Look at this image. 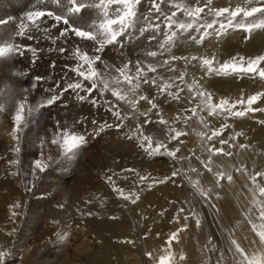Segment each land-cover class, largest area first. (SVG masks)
<instances>
[{"label":"bare ground","instance_id":"1","mask_svg":"<svg viewBox=\"0 0 264 264\" xmlns=\"http://www.w3.org/2000/svg\"><path fill=\"white\" fill-rule=\"evenodd\" d=\"M145 1L148 3V0H143L142 4ZM35 3L36 0H0V19L13 18L8 25L0 26V41L8 39L9 34H11L12 39L9 42L37 49L35 60L29 51H26L23 56L0 57V104L4 105L6 109L0 111V119L3 118L11 123V129L18 99L26 97L28 104L32 106L38 98L42 101L53 94H59L68 83L80 79L75 72H68L66 66L59 63H68L74 68L77 61L73 59L72 51L77 45L84 46V42L75 36L59 37V30L63 25L53 28L54 22L48 19L42 25V28L47 27L49 29L48 33L37 32L32 40L14 36L16 25L24 18V13L30 10ZM140 10L147 13L148 9L140 8ZM88 15H85V22H89ZM81 25H86V23ZM141 26L146 25L142 24ZM145 32L140 33L137 37L127 38L126 46H123L125 44L121 40V44L107 47L103 53H100L102 61L98 63L97 67L103 68L105 64L120 66L122 62L136 61L137 59L144 63L162 64L164 60L168 59L167 54V57L160 55L155 60V58L147 57L138 51ZM244 34L248 37H245ZM62 38L64 39L63 43L59 44L58 42ZM65 42L68 43L65 45ZM52 43H57L58 48L66 46L68 51L60 53L53 49ZM193 44L189 47L192 55H196L198 58L208 56L211 58L208 54L211 50L212 56H215L218 62L223 63L235 56L254 57L264 53V31H255L249 34L241 30H230L223 37L212 35L201 44ZM187 45L188 42H181L179 49L184 51ZM194 46L195 48H193ZM87 48L90 54L94 53L93 45L88 44ZM178 54L182 61L160 67L157 73H150V75L169 79L184 71L187 82L190 83L192 79H196L207 91L213 94L216 100L221 97L238 99L241 93L249 96L258 92L254 90L257 85L254 78L248 76L240 78L235 75L207 76L204 69L199 67L198 60L191 62L192 56H190V58L188 57L190 62H186L183 59L185 54L183 52H178ZM49 62H55V66L52 68L54 74L46 76L40 72L38 65ZM60 67H62L61 74H59ZM173 68L175 70H171ZM33 72L43 79L38 81V87L28 90L25 87V80L30 76L32 78ZM170 82L183 89L180 92L181 98L179 100L158 94L156 89L150 85L142 86L140 93L130 92L132 96L129 98L133 100L141 94L148 96L149 99L154 98L158 108L152 109L150 112L151 105L145 100L138 101L137 107L133 109L129 104L112 97L110 93L101 96L97 91L89 100L81 102L77 99V92L68 90L54 105L44 108L39 114L37 113L38 115H34L23 132L19 133L21 149L19 154L14 151L17 145L16 140L15 143H11L0 138V251L6 250V243L2 244V242H9V240L14 242L13 245L18 243V246L28 245L29 248L24 252L15 250L6 257L5 261L14 256V260L21 262L33 258L35 264H71L70 252L67 253L71 241L70 245L76 247L82 245L77 258L82 264L85 262V257H88L86 251L94 250L95 244L91 239L85 237V232L79 228L81 225L79 221L91 214H101L120 201H128L121 197L117 191H114V188L122 189L125 194L135 193L139 196L142 188H148L150 184L158 185L161 184L160 181H165V178L171 173V166L165 167L169 160L168 155H149L140 147L136 139L130 137L131 133L136 131L137 125H143L145 134L151 135L154 140H164L163 131L167 126L159 123L160 115L169 121L168 126L178 130L186 131V128L188 129L189 125L192 124L193 117L187 123L184 122L183 118L191 116L190 109L195 106L196 102L189 103L191 94L185 91L184 83L179 80ZM85 83L87 84V82ZM125 86L128 90V85L125 84ZM49 89H56V91H49ZM176 90L173 88V91ZM77 91L80 95H87L83 90ZM92 98L96 99V104L91 103ZM114 110L119 111L121 116L127 117L123 120L120 128L115 126L121 121L113 114ZM144 113L147 115H143ZM50 114L51 116L55 115V121L59 124L72 126L76 121L81 122L76 125L75 130L87 136V143L81 146L71 158L62 156L58 146L49 144L47 141L43 144L38 142V144H34V140L23 141L26 135L38 136L36 134L40 133V128L49 126ZM71 114H73L72 117ZM178 115L182 119L176 120ZM202 115L206 119L213 117L208 116L206 112ZM146 120L151 121V123H144ZM105 124L112 125V127H104L103 131H99L100 127ZM2 129L0 128V131ZM58 130L57 127L56 131ZM9 136L11 135L9 134ZM182 139L184 136L180 137V141ZM171 143L174 146L168 148H179L184 151V155L181 154V156L189 161V155L184 149V142L182 144L173 140ZM41 147L43 148L41 149ZM39 151L45 152V155H42L43 158L38 156ZM49 156L52 157L51 160H48ZM17 159L19 164L11 163ZM37 159L44 160L49 167L44 172L36 171L33 175ZM77 160H81L83 164L77 166ZM193 164L197 165V163ZM13 173L17 174L13 175ZM109 176L112 177L113 182L108 181ZM140 177L149 178L141 181ZM132 199H135V196ZM15 204H19L20 207L14 208L13 205ZM13 212L16 213L15 216H13ZM63 223L69 228L65 229L64 232L62 231V234L67 233V235L61 240L57 234L59 233V225ZM15 231H18V236H15ZM74 253L75 250L72 254ZM16 255L18 257H15Z\"/></svg>","mask_w":264,"mask_h":264},{"label":"snow or ice","instance_id":"2","mask_svg":"<svg viewBox=\"0 0 264 264\" xmlns=\"http://www.w3.org/2000/svg\"><path fill=\"white\" fill-rule=\"evenodd\" d=\"M143 0H36V3L32 5L31 9L24 13V18L20 20L16 25L14 36L24 37L28 40L35 38V33L45 32L48 33L49 29L43 27L48 19H51L54 23L53 28L63 25L59 30V37L67 38L72 35L77 37L80 41L84 42V46L77 45L72 51L73 59L77 61L76 66L71 69L80 78L77 81L70 82L64 87L59 94H53L49 98L42 100L35 107L28 104L27 98L22 97L16 104L15 112L13 115V128L11 136L17 141V145L14 151L19 154L21 149L19 146L20 136L19 133L23 131L28 124V117L34 113H40L42 109L54 105L60 100L68 90L77 92V99L81 102L89 100L93 97L95 92H99L101 96L105 93H110L112 97L118 101H123L129 104L133 109L137 107V103L140 100L147 101L151 105L149 112L152 109H157L158 104L153 99H149L146 95H137L136 99L129 98V92L140 93L142 86L150 85L154 87L158 94H164L170 96L175 100H179L180 92L183 89L179 88V85L170 81L179 80L186 85L188 92L191 94L189 103L196 102L195 106L190 109L191 116L184 117V122L187 123L192 117H196L204 128H208L206 118L202 113H207L208 116H223L226 118H243L250 112L260 111L253 107L258 100L264 98V91L257 92L253 95L244 98L241 93L240 98L233 99L228 97H221L218 100L214 99L211 92L207 91L203 85L196 79H192L191 82L185 80L186 72L182 71L178 76L170 77L169 79H163L156 75H150L157 73L158 68L170 65L172 61L179 59L175 55L170 59H166L162 64L158 63H144L137 59L136 61L128 60L122 62L120 66L107 65L103 68H98L97 65L102 61V55L105 49L109 46H116L121 44V40L125 35L131 36L132 30L138 29L142 34L148 29L161 30V23L149 22L153 17L156 21L163 23L166 31L163 32V39L159 43V51H148L147 57L156 58L158 55H163L165 52H171L172 48L176 46L177 41L186 35L187 39L192 40L195 44H201L209 36L215 35L216 37H223L227 35L230 30H241L246 33H253L255 31H264V0H245L244 5L237 4L235 7L231 6H214V0H148L149 8L147 13L141 12L140 5ZM168 3L172 10H165L162 5ZM212 17L208 21L205 17ZM88 15L89 22L86 25H81L79 21L85 19V15ZM182 16L183 18H178ZM12 17H8L7 20L0 19V26L8 25L12 21ZM203 21V22H202ZM142 23L145 26H140ZM211 30V31H210ZM195 31L200 33L199 37L193 36L191 33ZM12 39L11 34L9 38L0 41V57H10L14 55L23 56L26 51L32 53V57L35 60L37 57V49L31 46L22 45L15 42H9ZM91 44L94 47V53L90 54L87 45ZM60 53H65L68 49L60 47L57 49ZM186 62L189 58H183ZM192 61H199V67L204 69L205 75L211 76H244L251 75L254 79L259 78L264 80V53L255 55L254 57L235 56L229 60L220 63L215 57H191ZM171 70H175L174 68ZM43 79L40 76L35 77L36 81ZM87 82V84L85 83ZM128 85V91H125L123 85ZM33 88L36 87L34 83ZM176 88V91H173ZM77 90H83L87 95H80ZM49 91L55 92L56 89H49ZM91 103L96 104L95 98L91 99ZM239 106V107H238ZM6 110L4 105L0 104V111ZM121 123L116 124L117 128L122 126L123 120L127 119L126 116H121V113L117 110L113 111ZM159 114V113H158ZM143 115H147L144 113ZM182 119L181 116H177L176 120ZM81 123L76 121L72 126L57 124L58 131H56L50 143L58 146L61 150V155L67 158H71L78 149L87 143V136L76 129V125ZM144 123H151L146 120ZM159 123L166 125L167 127L163 131V135L166 140L180 141V137L186 135L183 130H178L175 127L168 126L169 121L160 115ZM264 123V121H261ZM104 127H112V125H103L99 131H103ZM229 128L227 122L222 124L220 128L211 131V135L205 132L197 133L202 140H204L203 150L209 153L207 162L200 161L203 164L205 170L209 173H213L216 177L215 183L220 185L222 180H227L229 183L233 182V175L231 172L218 171L213 172V168L210 166L213 156L224 155L231 157L233 153L229 150L226 151L223 147L228 143L222 139V133L225 129ZM243 135V133L237 132L231 139L235 140L236 137ZM136 139L141 148H143L149 155L164 154L173 158H177V152L179 148L169 149L167 143L164 140H154L151 135L145 134L143 125H137L136 131L131 133V137ZM214 138L219 140L221 147L209 146V142ZM43 144L44 141H41ZM240 148L248 147L245 144H240ZM52 157L49 156L48 160ZM185 159V157H180ZM199 160V157H197ZM11 163L19 164V160H14ZM49 167L42 159L35 161L36 171L44 172ZM133 171V170H129ZM190 171L197 172V169L192 168ZM236 171H247L244 168H237ZM17 173H13L16 175ZM178 173L173 172L172 175L176 176ZM258 177L264 178V171H256L253 174L248 175V179L253 185L249 191L252 193V204H254L258 210V216L256 219L259 223L254 222L252 216L253 209L249 208L245 213V219L248 224L251 225L252 231L258 236L261 250L254 249L253 251H247L232 234L230 236L231 247L228 251L233 252V258L236 260V264H264V183L258 181ZM109 182L112 181V177L109 176ZM147 177H140L143 181ZM168 178L166 177L165 180ZM164 181H160L163 183ZM196 191L206 199H210L211 189L205 191L200 187L199 180L191 181ZM152 185L150 184L149 187ZM121 197L125 200L131 199L133 203L139 196L135 193L125 194L122 189L114 188ZM135 196V199L132 197ZM14 208H19V204L13 205ZM183 211V209H181ZM91 214V213H89ZM16 213L13 212V216ZM187 219V217H185ZM196 224L199 226L200 220L196 219ZM178 229L177 232H173L168 241L167 248H165L164 255H160L157 264H174L175 255L171 251V244L173 241L178 242V233L186 228ZM67 233L57 236L63 240ZM131 243V241H129ZM255 242H253L254 244ZM10 253L6 250L0 251V264H5L6 257ZM151 256V253H147ZM186 257L181 254L180 259L183 260Z\"/></svg>","mask_w":264,"mask_h":264},{"label":"rangeland","instance_id":"3","mask_svg":"<svg viewBox=\"0 0 264 264\" xmlns=\"http://www.w3.org/2000/svg\"><path fill=\"white\" fill-rule=\"evenodd\" d=\"M201 3H203V0H201ZM244 3L245 0H214V6L217 7L229 6V4L235 7L237 4L244 5ZM141 5L140 8H149L146 1ZM162 7L167 11L171 10L168 3H164ZM180 17L181 19L183 18L178 14V18ZM205 17L208 21L212 19V17L207 16L206 13ZM154 19L153 17L149 22L161 23V30L148 29L144 33L145 35H143L144 37L138 49V51L144 55H146L148 51H159L158 45L163 39V32L166 31V29L163 28L162 20L156 21ZM79 23L87 24L88 22L82 20L79 21ZM140 26L141 25H138V27ZM139 34L140 32L138 29H134L132 30L131 36L125 35L122 38V42L125 44L123 46H126L128 42L127 38L137 37ZM191 34L196 37L200 35V33L195 31ZM186 35L187 34L177 41L176 46L172 48L171 52H165L161 56L167 57L168 55V59H170L171 56L175 55L179 58L171 63L182 61L178 52H183L187 58H190V56L197 57L190 53L189 47L190 45H194V42L187 39ZM244 36L248 37L246 34H244ZM63 40L62 38L58 43H63ZM184 40L188 42V45L184 51H181L179 46L181 42H185ZM67 43L68 42H65V45ZM52 45L54 50L58 49L57 43H52ZM61 47L66 48V46ZM193 48H195V46ZM208 54H210L211 57H215L212 56L211 50ZM158 57H160V55H158ZM156 59L157 57L155 60ZM188 61L190 62V60ZM59 63L60 65H65L66 67H64L68 72H72V65L62 62ZM54 64L55 62H49L47 64H39L38 67L42 74L48 76L54 74L52 70L55 66ZM61 71L62 67H60L59 74H61ZM35 76L37 77L39 75L34 73L32 78L30 76V78L28 77V79L25 80V87L28 90H33L38 87V81L35 80ZM247 76L253 79L251 75ZM255 79L257 85L254 90L258 92L264 91V80H260L259 78ZM238 80L237 78V81ZM34 83L36 84L35 88L32 87ZM123 88L125 91H128L125 85H123ZM184 88L185 91H188L186 85ZM44 94L46 95V93ZM243 95L246 99L247 95L245 93ZM131 96L129 92V97ZM40 102L41 99L38 98L36 103L32 106L34 107ZM253 107L261 110L250 112L243 118L232 117L227 119L223 116H213L212 119H206L208 123L207 129L204 128L202 123L200 124V121L196 117H193L192 124L189 125L188 129L186 128V131H184L186 135H184V139H182L184 142V144L182 142L185 147L184 149L187 155H189V161L180 159V157H182L181 154L184 155V151L182 150L177 152V158L168 156L169 160L165 167L171 166V173L167 176L168 179L165 180L164 183L158 185L153 184L151 187L148 186V188H144L145 190L142 188L139 199H136L135 203H133L132 200H128L127 202L120 201L112 208L106 209L107 211L104 210L101 212V214H91L81 219L79 221L81 222L79 228L83 229L86 235L85 237L91 239L95 244L94 250L90 249L86 251L88 257H85V262L82 264H157L159 256L166 254L164 250L167 248V241L170 235L173 232H177L178 229L183 228L184 225H187V227L178 233V242L173 241L171 244V251L175 255L174 264H236V260L233 258V252L228 251L231 247L230 236L232 234H234L235 238L241 242L242 246L247 251L251 252L254 249L261 250L258 236L252 231L251 225L248 224L245 219V213L248 212L249 208H252L254 214L252 218L254 222L259 223L256 219L258 210L251 202L252 193L249 189L252 188L253 185L248 179V175L256 171H264V123H261V121H264V98H261L253 104ZM36 114L37 113H34L32 116L28 117V122L32 121ZM49 116V126L40 128V133L36 134L38 136L32 137L31 135H24L25 138L23 141L34 140V144H40L41 141L46 143L47 141L50 144V140L53 136L52 134L55 133L58 123L55 121V115L51 116L50 114ZM72 116L73 114H71V117ZM223 121L224 123L227 122L229 125V128L225 129L222 133V139L228 141L223 147L226 151L230 150L233 156L228 157L222 154L213 156L210 166L213 168V172H231L233 175V182L229 183L225 179L217 186L215 183L216 177L213 173L207 172L203 164L200 163L201 160L207 162L209 153L203 150L202 146L205 142L197 133L205 132L211 135L212 130L218 129L224 124L222 123ZM193 124H196V126L194 127ZM0 128L2 129L0 131V138L7 142L15 143V140L9 136L12 131L11 123L2 118L0 119ZM237 132L243 133V135L236 137L235 140L231 139ZM8 138L11 140L9 141ZM165 142L168 147L174 146V144L171 143L172 141L169 142L165 140ZM240 144H245L248 147L242 149L239 147ZM45 146L47 145L45 144ZM209 146L221 147L219 140L216 138L209 142ZM42 148L43 147H41V149ZM38 154V156L43 158L42 155H45V152L39 151ZM197 157H199V160ZM77 162V166L83 164L81 160H77ZM192 162L197 163V165ZM192 168L197 169V172L190 171ZM237 168H244L247 171L238 172L236 171ZM173 172H177L178 174L173 176ZM257 179L261 183H264V178L258 177ZM195 180H199L200 187L205 191L208 189L212 190L210 199H206L195 191L196 188L191 183V181ZM189 186L195 190H192ZM181 209H183V211H181ZM185 217H187V219H185ZM196 219L200 220L199 226L196 224ZM59 226L61 227H58L60 234L69 228L67 225L65 226V223ZM18 235V231H15V236ZM37 238L40 237L37 236ZM39 241L41 242V240ZM129 241H131V243H129ZM253 242L255 243L253 244ZM3 243H6L5 249L10 255L15 250L24 252L26 249H29L28 245H19L20 247L18 243L17 245H13L14 242L12 243V240H9V242H2V244ZM70 244L67 248V253L70 252L71 256L69 255V257L71 264H80L81 262H79L77 258L80 251L79 249L82 245H79L78 248ZM72 250H75L74 254H72ZM147 253H151V256L147 255ZM181 254L186 258L181 260ZM13 257L14 256L6 260L5 264H35L33 258L21 262L19 260H14ZM15 257H18V255Z\"/></svg>","mask_w":264,"mask_h":264}]
</instances>
